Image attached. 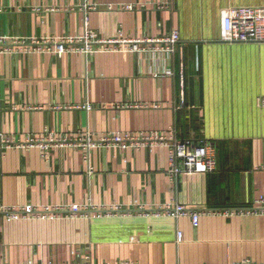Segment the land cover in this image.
<instances>
[{
  "label": "crops",
  "instance_id": "crops-1",
  "mask_svg": "<svg viewBox=\"0 0 264 264\" xmlns=\"http://www.w3.org/2000/svg\"><path fill=\"white\" fill-rule=\"evenodd\" d=\"M241 6L264 0H0V38L29 46L0 53V134L74 142L44 155L0 145V264H264V42L221 37L222 11ZM84 25L104 40H179L30 49ZM107 132L203 138L217 165L174 185L165 143L98 145L86 161L79 141ZM174 203L198 224L159 210ZM28 206L40 215L8 216Z\"/></svg>",
  "mask_w": 264,
  "mask_h": 264
},
{
  "label": "built area",
  "instance_id": "built-area-1",
  "mask_svg": "<svg viewBox=\"0 0 264 264\" xmlns=\"http://www.w3.org/2000/svg\"><path fill=\"white\" fill-rule=\"evenodd\" d=\"M131 8L130 6H126ZM221 37L229 42H264V7L258 6H241L229 7L222 11L221 17ZM179 36L177 31H172L169 35L159 39H112L104 40L84 25V31L79 37H62L59 39H46L37 41L30 49H48L54 50L55 53L62 54L65 51L79 50L84 53L90 51L105 50H142L144 44L152 43L154 47L163 43L166 44L167 50L173 52L175 45L178 43ZM51 46H54L52 49ZM29 49L25 43H7L0 38V53L12 50ZM171 71L169 72V74ZM180 101L185 98V81L180 82ZM67 139H61L50 135L48 137H27L24 142L13 141L12 138L0 134V145L15 147H32L37 146L42 154H46L50 147L63 145ZM74 143V142H73ZM72 143V144H73ZM79 143L85 150L84 158L88 159V151L91 147L98 145H118L121 148L129 146H141L149 143H165L169 146V167L168 174L174 185L178 182L182 174L191 173H210L215 170L217 165V152L212 142L203 138L177 139L174 133L168 135H134L128 132H107L94 136L87 133ZM256 206L264 209V199L255 201ZM255 209V208H254ZM58 209L56 212H60ZM77 210V209H76ZM159 210L172 214L174 217L179 215H189L194 226L198 224L199 212L181 203H174L171 206L161 207ZM251 210V209H250ZM48 212V211H46ZM8 216H28L40 215V212L34 211L30 206L23 208L21 211H9ZM45 214V213H44ZM177 239H180L182 233L176 232ZM51 264V263H49Z\"/></svg>",
  "mask_w": 264,
  "mask_h": 264
}]
</instances>
